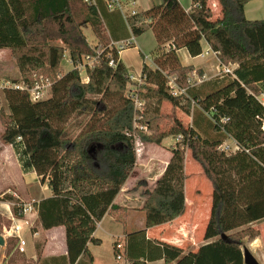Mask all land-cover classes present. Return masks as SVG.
<instances>
[{"label": "trees", "instance_id": "1", "mask_svg": "<svg viewBox=\"0 0 264 264\" xmlns=\"http://www.w3.org/2000/svg\"><path fill=\"white\" fill-rule=\"evenodd\" d=\"M72 1L0 0V50H11L24 85L33 87L36 82L48 81L52 94L49 99L31 102L27 93L3 88L8 114L0 110L4 128L0 140L12 148L20 171L34 172L38 182L51 192L50 197L33 202L37 225L42 230L64 228L68 264L81 260L93 264L87 245L100 244L93 237L96 225L107 211L115 209L113 200L133 170L134 136L155 145L167 137H179L163 173L154 187L145 191L144 226L163 225L184 214V156L188 150L212 188L205 243L196 251L183 252L171 244L149 241L153 248L148 260L244 264L245 242L259 234L250 224L264 220V104L258 100L260 91L254 85L264 80V19L247 20L243 11L246 1L241 0H219L222 16L214 22L206 21L203 0H191L189 11L177 0H160L140 19H129L133 36L145 31L136 25L144 20L156 42L151 55L153 68L142 64L140 91L134 97L126 94L132 84L130 73L118 50L108 45L95 9L78 0L89 14L85 23L92 28L95 46L81 35L79 40H71L61 28L64 14L73 22ZM51 19H59L54 38L73 46L69 51L73 65L80 62V56L94 60L84 69L87 82H82L77 68L61 72L65 48L35 40L48 33L46 24ZM81 25L75 24L77 28ZM202 42L217 54L220 65L237 67L232 75L218 74L216 82L223 83L200 96L195 86L186 83L191 68L182 67L175 52L184 48L190 57H197L202 54ZM110 60L113 66L108 64ZM261 66L263 71L253 77V71ZM168 77L173 78L179 95L171 93ZM135 101L143 102L142 110ZM162 101L192 115V126L185 127L174 119L167 131L157 132ZM199 114L206 133L196 129ZM67 120L64 126L56 124ZM137 128L154 133L147 135ZM227 139L234 141L235 151L222 147ZM1 198L19 202L8 193ZM12 209L19 216L17 209ZM139 234L144 235V231L135 236ZM221 234L230 242L221 239ZM129 238L125 264H146L147 259L134 257Z\"/></svg>", "mask_w": 264, "mask_h": 264}, {"label": "crops", "instance_id": "2", "mask_svg": "<svg viewBox=\"0 0 264 264\" xmlns=\"http://www.w3.org/2000/svg\"><path fill=\"white\" fill-rule=\"evenodd\" d=\"M177 1L184 11H189L191 9V0ZM241 1H246L243 11L247 20L255 21L264 19V0ZM134 2L136 7L135 9L140 15L153 5L159 4L160 0H134ZM203 9L205 13L207 12V22H214L220 19L222 16V7L219 0H203ZM97 13L101 21L103 20V22H105L107 25L108 31H106L105 28L104 30L106 31L108 45L113 46L118 50L119 59L128 69L132 79L139 78L142 64L144 62L153 68L151 57L147 58L142 48H140L138 45V42L143 36H145V34H151L152 37L150 38L152 44L149 46L151 48L147 49H150L149 51H153L155 49L156 42L150 29H146L142 34L135 37L131 33L130 25L127 26V24L122 21L123 18L118 12H108L102 3H99ZM87 19H89V14L87 11H81V20L84 22L83 25L89 26L91 28L88 22L85 23V21H88ZM123 25L127 26V30L129 32V36L126 38H123L122 35ZM53 42L57 43V46L65 48V44L61 39L54 40L52 43ZM128 44H131V47H123L124 45ZM127 51H135V54L139 55V66L137 68V74H135L136 76L132 74V65L125 62L124 54ZM175 53L182 67L191 68V72L188 74V77L190 81L193 80V85L190 84V86H195L196 93L200 94V96L207 94L217 85L223 83L224 80L222 82H216L217 75L220 72V63L217 56L212 53L205 42H202V54L197 57H190L184 48L177 50ZM66 54L67 50L64 53V59H67L69 62H71L69 58L66 57ZM140 55H144L143 60L141 59ZM145 59H149L148 62L147 60L145 61ZM79 63H81V61L78 62V64ZM236 67V64L231 65L232 70H234ZM262 71V66L258 67L253 71L252 76L254 77L255 75L253 74H258ZM254 85L260 91L258 100L264 104V80L257 81L254 83ZM177 116L180 118V113ZM196 117V129L200 133H206L203 116L199 114ZM184 118L185 120L180 119L182 120V124L185 127H191L192 115H185ZM222 147H227L232 151L237 149L234 141L231 139L225 140ZM9 148L12 150L10 146ZM12 153L13 157L15 158L13 150ZM164 153V165L162 167H157L160 168L158 170H155L153 162L150 161V159L153 158L151 157L153 155V151L150 149V147H146L144 150L142 148L139 153H137L133 170L113 200L115 209L107 211V213L102 217L101 221L96 225L93 237L98 239L100 244L93 245L89 243L87 245V248L93 259V264H117V261L114 259L115 250H111L113 259L111 258L109 251L103 252L100 250V248L104 247L106 241L109 242L108 244L111 245L112 249L113 243L115 241L120 243L122 241V245L124 247V261L122 264H125V253L129 236V241L132 244L133 249L135 248V252L133 251L134 257L147 259L146 264H165L162 259L153 260L152 258V260H148L149 252L153 248L150 245L151 241L177 246L181 248L183 252L196 251L200 245L205 243L203 236L210 215L212 188L209 182L203 176L200 167L191 159L190 152L188 150L185 151L184 156V172L186 174V180L184 182V198L186 208L184 214L163 225L152 228H145L144 226L145 213L142 210V206L144 200L146 199L145 191L151 190L154 187L157 179L163 173L171 156L169 151ZM22 174L30 178L29 181L24 184V186H29V184L31 185L34 183L38 184L37 187H33V193H39L38 195H35L37 198L33 199V201H39L43 198L51 196L50 190L45 184L41 185L38 182V178L34 172ZM138 182H140V185L135 187L136 183ZM8 189L9 187L1 190L0 192L4 193L7 190L6 193L8 194L10 192L14 193ZM33 216L34 220L37 221V216ZM250 227L257 230L259 234L254 240L248 242L246 241L245 248L253 255L259 264H264V220L253 222L250 224ZM143 231L144 235L139 234L135 236V233ZM29 235L31 238L29 241H26V249L28 248V251L31 253L28 256L25 255V258L31 260L32 264H68L66 259V244L63 227L59 226L49 230H42L36 222V225L31 228ZM39 238H42V240L37 241ZM37 244L40 245L39 251L36 250ZM38 252L39 255H37ZM106 253L108 254L106 255ZM78 264L85 263L81 260Z\"/></svg>", "mask_w": 264, "mask_h": 264}, {"label": "rangeland", "instance_id": "3", "mask_svg": "<svg viewBox=\"0 0 264 264\" xmlns=\"http://www.w3.org/2000/svg\"><path fill=\"white\" fill-rule=\"evenodd\" d=\"M143 8V7H141ZM140 8V9H141ZM70 9H71V15H72V20L69 18V16L67 14H64L60 20H61V24H62V29L64 30V32H66L67 35H69L70 39L72 40H79L80 35L84 37V39L86 40V42L90 45V46H95L96 45V38L93 35V32L91 30V28L89 26L83 25L84 22H82L81 20V11L84 10V7L79 3L78 0H74L71 2L70 4ZM141 15V14H140ZM140 15L138 16L140 19ZM57 20H50L47 22L46 26L48 27L49 31L48 33L45 34V36L41 37V35L35 39L37 40V42H46L50 45H54L57 46L58 44L53 42L54 40H59L56 38H54L55 36H57V32L54 31L55 28L57 29L58 27V21ZM123 22H125L127 24V26L130 24L129 20L125 21L122 20ZM102 24L104 25V28L106 31H108L107 25L105 22H103V20L101 21ZM74 23V24H73ZM125 23H123L124 25H126ZM147 22L144 20H140L139 22L136 23V25L138 27H142L148 29L146 26ZM55 24V26H54ZM76 25H81L79 26V28H77ZM123 25V29H122V35L123 38H126L129 36V32L127 30V26ZM105 31V34H106ZM53 34V35H52ZM149 35V36H148ZM49 36V37H48ZM50 36H53V38H50ZM149 37V38H148ZM151 34H145V36H143L141 38V40L138 42V45L140 48H142V50L144 51V54L146 55L147 58H150L153 51H149L150 49L147 48H151L149 46H151L152 41H151ZM40 40V41H38ZM57 44V45H56ZM65 44V48L67 50V54L66 57L69 58L70 60V49L73 48V46L71 44L68 43H64ZM126 45H124L123 47H125ZM153 46V45H152ZM144 56V55H143ZM139 55L135 54V51H127L124 54V59L125 62L128 64L132 65V74L134 76H136L135 74H137V68L139 66ZM65 58V57H64ZM61 62V72L63 74L67 73L68 71H70L71 69H73V64L71 62H69L67 59H64ZM149 59H145V61ZM80 61L81 63L84 65L87 63L86 57L80 56ZM37 74H34V76ZM85 73L84 70L81 72V78L84 79L85 78ZM130 79L132 81V84L128 85L127 87V91L126 94L128 96L133 95L134 97L137 96L138 91H140V79H132V77L130 76ZM193 79V78H192ZM10 83H15V84H23L20 80V73L18 70V67L16 65L15 59L11 53V50L9 49H2L0 50V110L4 113V114H8V109H7V104L6 101L4 99L3 96V88L5 86H7V84ZM186 83L187 84H192L193 85V80L190 81L189 77L187 76L186 79ZM179 95V94H177ZM52 96L51 94V90L47 89V93L45 94V99H49ZM141 102V101H140ZM182 107L185 105V101L183 99H181L180 101ZM142 104L143 102L139 103L135 101V105L137 108H140L142 110ZM180 113V118H178V114ZM159 114L160 117L157 121L158 123V131L157 132H165L167 131L172 123L174 119L179 120L180 122H182V120L180 119H184L185 120V113L178 107H173L171 106L168 102L166 101H162L159 105ZM68 123V120L66 122H59L56 123L59 126H64ZM139 125V124H138ZM136 125V127L138 126ZM3 125L1 124V120H0V136L3 132ZM138 131L139 128H137ZM142 133L145 134H152L154 133L153 131H149L146 129H142L141 131ZM77 134V131H75L74 135ZM204 135V134H203ZM178 141H176V137H167L164 140H162L160 145H155L152 143H145V142H141L139 140V137H136V135L134 136L133 139V149H134V154H135V160L137 158V153H139V151L143 148V150L146 147H150V149L153 151V155L150 159L151 162H153V166L155 167V170H158L160 168L157 167H162L164 165V160L163 159L166 151H169L171 149L174 148V145H176ZM23 177V178H22ZM29 177L24 176L18 166H17V162L15 160V158L13 157V153L12 150L9 148V145L3 144L2 141L0 140V191L3 189H6L9 187V191H13L14 194L17 195V197L19 198L20 201L23 202H30L33 199L37 198V196L39 193L35 194L33 187H37L38 184L34 183V184H29V186H24V184L26 182L29 181ZM5 191V190H4ZM7 190L4 192L6 193ZM3 192H0V201L4 200V198L2 199L1 197H3ZM42 193V191H41ZM34 194V195H33ZM6 211L4 208H2L0 206V236L3 238L4 240V245L0 247V264H32V261L25 258V255H29L31 252L28 251V248L26 249L25 247V254H19L15 251V246H16V240L12 239V238H7L5 237V233L6 230L8 229L10 222L9 220L5 217ZM28 228L27 227H23V232L21 234V236L25 239V241H29L30 240V235L29 232L31 230L32 227H34L36 225V220H34V216L32 215L31 217H28ZM29 229V231H28ZM28 231V232H27ZM42 240V238H39L37 241ZM116 242V241H115ZM114 242V243H115ZM109 242L106 241V244L104 245V247L100 248L101 251L103 252H108L111 255V258L113 259V254H111V250L114 251V243H113V249L111 248V245L108 244ZM122 243V241H121ZM246 245V244H245ZM27 246V245H26ZM9 252V253H8ZM108 253H106L107 255ZM121 254H122V259L121 260H116L115 254H114V259L117 261V264H122V262L124 261V247L121 250Z\"/></svg>", "mask_w": 264, "mask_h": 264}, {"label": "built area", "instance_id": "4", "mask_svg": "<svg viewBox=\"0 0 264 264\" xmlns=\"http://www.w3.org/2000/svg\"><path fill=\"white\" fill-rule=\"evenodd\" d=\"M82 4L87 7V8H93L96 11H98V5L99 3H102L106 11L108 12H118L123 20L127 21L131 18L137 17L139 15V12L135 9V2L134 0H81ZM214 55L217 56L216 53L212 52ZM87 63L82 64V63H77L76 65H73V68H77L80 72L85 69V66H92L94 60L91 59H86ZM109 66H113V61H109ZM232 68L231 65H220V72L219 74H224V75H232ZM85 73V72H84ZM82 82H87L88 79L85 76L84 79H82ZM168 85L171 89V93L173 95H177L179 93L178 89L176 88V85L173 82V78L168 77ZM4 88H12L16 89L22 92H25L28 94L29 99L31 102H38L42 101L45 99V94L47 93V89H50V83L48 81L44 82H36L33 87H28L24 84H15V83H10L7 84ZM145 129V128H143ZM176 141H179V137H176ZM224 149H227V147H223ZM13 197H17L16 194L14 193H9ZM33 200L30 202H23L20 201L17 203H12V202H6V201H0V206L5 209L6 214L5 217L9 220L10 225L8 229L6 230L5 237L7 238H12L16 240V246L15 250L19 253H24L25 252V247H26V241L25 239L21 236L23 232V227L28 228V217H31L32 215H36V210L33 204ZM17 209V213L19 216H16L13 212L12 208ZM123 248L122 243L116 241L114 244V250H115V257L116 260H121L122 259V254L121 250Z\"/></svg>", "mask_w": 264, "mask_h": 264}, {"label": "water", "instance_id": "5", "mask_svg": "<svg viewBox=\"0 0 264 264\" xmlns=\"http://www.w3.org/2000/svg\"><path fill=\"white\" fill-rule=\"evenodd\" d=\"M90 151L92 150H89V152ZM221 239H223L224 241L230 242V239L224 234H221ZM3 245H4V240L0 236V247ZM242 253H243L244 264H259L257 260L253 257V255L246 248L242 250Z\"/></svg>", "mask_w": 264, "mask_h": 264}]
</instances>
